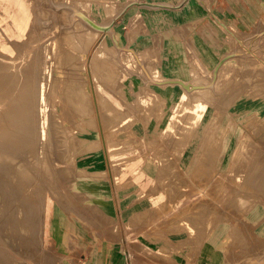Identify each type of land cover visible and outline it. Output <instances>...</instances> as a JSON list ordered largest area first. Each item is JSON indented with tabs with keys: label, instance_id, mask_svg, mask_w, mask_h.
I'll use <instances>...</instances> for the list:
<instances>
[{
	"label": "rangeland",
	"instance_id": "obj_1",
	"mask_svg": "<svg viewBox=\"0 0 264 264\" xmlns=\"http://www.w3.org/2000/svg\"><path fill=\"white\" fill-rule=\"evenodd\" d=\"M91 1L92 0H87V1L69 0L68 2L67 0H0V75L6 76L7 74L6 77L9 78V71H10L14 75L18 76V78L21 79V81L20 84L17 85V87L21 85L23 82L22 76L26 75L27 78H29L30 84H32V86L31 85L28 86L29 88L31 87L33 88L32 95L35 98H39V92H40L39 89L41 84L40 77L42 76V71H43L42 68L44 67V61L46 59L44 58L46 51H51V47H52L51 42L54 39L58 40L59 46L61 47L60 48L61 54L58 55L53 54L52 55L53 58L50 55V59L51 60L54 59L56 63L53 64V69H52L53 80L47 86L48 88L46 90V99L48 104L47 116L54 109L56 111L54 117L50 116L52 119L49 118L50 120L48 126L49 137L44 141L45 146L47 147V148L45 147L46 148L44 152L45 154L41 153L39 157L40 163L38 169L43 172L42 175H40L41 185L39 186V191L43 196V198H45V202L43 205L41 216L39 217V221H37L38 224L36 226L38 227L37 228L35 227L36 229L32 230L30 226L26 228L27 225L24 224L26 228L25 230L28 231V232L26 231L25 233L23 232L24 226L23 228H20L19 225V228L17 227L16 230V228L13 229V227L16 226H11L12 227L11 228L8 227L7 225L5 227L10 229L7 230V228L4 227L5 232L9 231L6 232L7 233L6 235H4L5 233L2 228L3 232L0 230V264H76L77 258H80L79 256L80 253L77 247L75 245H71L69 242L66 243V245H60V244L58 245L52 240L53 239L51 233L52 223L50 220V216L52 212L59 211V208L61 207L65 208L66 210H70L69 207H71V204L73 201H75V198L81 196L82 193L85 192L84 189L83 191H81V189H79V187L77 186L79 181H85L88 178L87 172L85 171L84 168H82V164L84 163V161L91 154L97 152H102L106 156V152L103 149V147H101L99 151L95 150V148L88 141H84L82 139L83 136H89V135L85 133L82 134L81 132L78 131L79 129L81 130L82 128L84 129V127L87 128L90 125H88V123L86 122L84 123V120H86L84 118L86 116L84 117L82 115V112L80 111V107H77L75 105L77 101L75 100V97L77 96V91H75L71 87L73 86L81 87L80 85H74V84L78 80L87 81L88 78H86L84 73L81 74L82 71H80V69L78 71V69H75L74 67L72 68L71 67L72 65H70L71 55L69 54H71L70 52H72V48H70L69 46L71 41L69 42V39L65 34L66 29L64 28L67 24H63L64 22L63 18L65 12L64 10H68L69 13L75 14L76 17L82 16L80 15V13L85 15L86 17H88L89 20H91L90 23L92 25L87 21L84 22L85 23L87 22L86 24L91 28L93 27L92 29L94 30H100L102 28L101 26L108 25L112 22L114 25L113 30L112 31L107 30L106 33L108 37H112V39L114 38L118 50L129 48L128 46L131 47L133 46V48H135L137 52L139 50H141L143 53L146 52L145 62L143 61L144 65H147L148 61L150 65L152 64L151 66L158 65L161 68L163 65L162 56L164 54V44L163 45L162 44L156 45L155 43L150 44L149 40H150L151 32L155 33L157 31L155 27L151 29V23H150L151 18L152 19L154 18L155 20L157 17L155 15L156 12L153 11L156 5H153V3H164L166 0H105V1L99 0L98 2L97 0H93V2ZM113 4H115L116 7H118L117 8L118 12L116 11L114 16L103 15L102 18H99L93 15L92 14L93 12L91 13V16L89 15V7H92V9H100L102 11V9H105L104 6L106 5L112 6ZM14 11L18 12V14L21 15L23 20L22 34L19 37L15 34L9 35V21H11L10 15ZM82 11H86V12H82ZM58 18L60 19L58 20ZM131 31L132 32L135 31L136 40L135 42L129 44L128 38L132 33ZM15 39H19V41H23L24 44L22 46H19V44L13 42L15 41ZM9 42L12 43V47L14 49V50L12 49L13 51L12 54L22 58L23 62L21 66L16 67L15 65L14 66L9 65ZM45 45H49V46L44 48ZM65 48H68L67 49L68 54ZM63 50L66 52H63ZM253 52H255V54ZM234 53L236 58L234 61H232L231 58L228 59L232 61L231 63H229L230 61L228 62L227 60H225V65L226 66L230 65L229 67L231 68L226 67L225 69L227 71L223 70L225 75L224 78L226 79L227 77V79L226 81H223V84L221 85L223 86L224 84L226 83L227 84L224 85V87L220 86L221 87L220 91L219 88L218 92L216 93L213 92L216 96L215 95L212 96V99L209 101L210 116L212 115V113H214L215 115L218 116L217 119H220L222 116L225 117L224 122L220 124L221 129L216 128V130L218 129L216 133L214 131H211L212 128L210 130L207 129L203 132L202 131L199 132V130L196 129L192 130L189 127L186 128V125L188 124L186 123V121H182L181 123L178 124L180 128H178L177 131H175L176 132L175 134L181 135L180 136L181 139H178L177 141H175V143L172 144H170L171 141L170 143H167V141L170 140L169 138H167L166 140H162L160 138L162 137V135L159 132L160 127H162V125L160 126V122H161L160 112L162 111L163 108V106L161 105L165 104L166 101L162 99L160 96H154L152 97L151 100H144V101H142L141 99H137V97L136 99H134V97L131 96V101L127 103L124 102L125 105L127 104V106L119 107L120 109L119 111L117 107L112 106V108L114 107L112 109L110 108L111 105H107L106 107L104 106L102 107L101 105L100 108L101 113H103V119L104 117H106V120L102 119L103 122L99 123L98 119L97 118L95 119L96 123L98 124L99 132H102L101 127L99 125L103 126L105 124L103 126V128H105L103 129L104 133L103 132L101 133V138L102 135H105V138H109V140L110 138L113 139L117 134L115 130H117L118 128H119L118 130H122L127 134L126 136L123 135L124 137H121L119 140L115 141L118 148H116V151L114 150L115 151L114 153L118 154L119 156L115 158V160L112 162L113 166H111V169L113 175H111L109 167L108 165H106V163H104L103 169L96 172L95 175L100 179H106V180H110L111 176H113L114 179L113 182L116 183V185H118L119 187V188H115V194L113 195V198L116 197L117 200L121 195L119 190H125V189L126 191H129L130 194L135 195L138 200L141 201L148 200L150 203L149 211L152 214L153 222L157 223L159 225L158 226L159 229H162V231H164L165 233L166 232L171 233L172 229L173 230L176 229L175 231L177 232L186 231L187 229L182 225L183 220L186 219H188L190 222L195 221L194 222L195 224L194 223L193 224L194 225L198 224L197 226L200 229L202 228L203 225L204 230L202 228L201 230L202 233L205 232L210 233L214 231L217 227L222 226L224 229V233H227L228 236L230 237V244L231 245L234 244L236 247H240L241 249L244 250L243 253L245 260H247L248 258L247 252L250 249L249 252L250 260L254 257L256 262L259 263V261H261V263L264 264V187H257L256 191L253 193L251 192L252 190L249 192V189L247 188L243 189L236 182H231L228 185L229 187L230 186L231 187L230 188L228 186L227 187L229 190L231 188L233 190H230L228 196L224 199L223 197L224 188L220 189L219 186L209 188V186L214 181L215 176H212L210 181H207L204 178L198 180L197 178L195 179L196 168L199 160H201L202 158L208 159L209 155L211 156V154H208V156L205 155L206 156L205 157L203 154L205 151L209 152L210 150L211 152H215L216 150L224 149L225 155L221 161V164L219 165V169L222 172H225L228 169L230 156H231L230 154L232 152L233 145L245 137H249V142L251 143L249 144V150L251 152L248 155H245V157H242V161H240V163L237 165V167L238 166L240 167L237 168L238 170L236 171L238 172L236 174L245 175L246 173L251 171H255L256 173H258L259 169L261 170V172L264 171V169H262L264 168V60H263L264 59V27H262L259 30H256L252 34H244L243 41H241L240 44L236 47ZM229 55H231V53ZM257 56L261 58L258 59ZM67 57L70 59H68ZM255 57H257V61H254L253 59ZM65 59L69 61H65ZM223 60H221L219 64ZM190 63H191V70L189 71V73H191L192 69L199 68L198 71L201 73V75L207 78L209 74H206V72L199 67V64L195 59L194 55ZM219 64L216 66L214 70L208 71V73H210V75L212 76L215 75ZM63 65H67V67ZM96 70L98 73V75L96 76L101 83V89L102 91H104L103 93H106L107 90L110 89L115 90V92L117 91L120 94L122 92L123 94L121 95L125 94V90H128V92H130V86L127 85L130 82L129 79L130 77L123 75L121 69L118 70L113 65V71L106 72L105 69L102 67L101 62H99V67L98 69L96 68ZM136 74L137 73H135L134 78L136 80L137 88L144 89L145 87H147V84L144 81L145 78L143 79L142 75L138 76V74L137 75ZM78 76L81 78L78 79ZM212 76L209 84L206 83L207 86H211L210 87L211 89L213 87L212 82H214ZM1 77L2 76H0V104H3L4 105L3 109L7 110V106L9 104L8 103L9 98H7V96L4 97L1 94V88H4L3 84H1V81H3V78ZM68 78L70 81H68ZM171 78H175V76L171 75ZM183 80L186 81L188 84H190V82L192 81L191 74H189V78L188 76H185ZM63 83L65 86L63 85ZM69 86L71 89L69 88ZM21 87L22 86H20L19 88ZM6 88L7 89L5 90H8L7 91L8 93L9 92L8 84L6 85ZM76 89L79 88L76 87ZM226 89L228 90L227 92ZM58 92L59 93L64 92V93L61 95V97H57ZM7 93L6 95H8L9 97V94ZM66 93L67 96L68 93H70L68 97H66ZM119 93L117 94L121 96ZM72 94H74V96ZM232 94L233 97L231 99ZM1 96H3L4 98L3 97L1 98ZM62 96H65L66 98L65 97L64 98L66 100L62 98ZM121 98H123V96H121ZM238 99L240 100L243 99L246 101L245 106L241 110H238L236 107H232V104L235 103L234 101ZM67 101H69L70 103H68ZM57 102L60 103L62 102V105L56 109ZM68 104H70L69 105L70 108L68 107ZM71 105L73 108L71 107ZM67 107L69 109H67ZM74 107L76 109L78 108L79 111L77 110L76 112ZM64 110L66 111L65 112L66 115H64L65 114ZM68 112L70 113L68 114ZM68 115H70L68 118V120L70 119V121L67 120ZM64 116H66V118ZM71 118L75 121L72 122L73 120ZM126 119L128 121L123 123V121H126ZM8 120L9 119H2V122H0V124L2 125L0 126V129L2 127L3 129L5 128L7 130L9 127H12L13 129H15L14 133L16 137L20 136L23 133L20 127L21 125L9 126ZM55 121L57 122L58 127H56ZM58 121H60V124ZM137 122H139V124L143 127L142 135L145 136V138H141L139 133H134L136 131ZM76 123H78L77 124L78 126L76 125ZM79 123L83 127H81ZM73 124L77 128H74L75 126H73ZM18 126L19 128H17ZM206 126L210 127V123L209 125L207 124ZM66 127H70L71 132L66 130ZM55 128H57V130L59 131H57ZM229 129L231 130L229 131ZM6 130L4 131H2V129L0 130L1 146L4 143H5L4 145H6L4 139L9 129L7 131ZM1 131L3 134L1 133ZM19 132L20 134H17ZM4 134L5 136L3 137ZM59 134L60 136H58ZM175 134L174 132H171L166 134V136L170 137ZM200 136L203 137V139L200 140ZM79 139L81 141H79ZM39 140H41V138ZM61 141L62 143H60ZM179 141H181L182 143H180ZM176 142H178L179 144H177ZM187 142L188 144L191 145L190 147L193 150L190 149L191 153L187 152V155L184 156L183 154H181L182 148H184V145ZM20 143L19 145L21 147L29 150L28 148L30 147L28 146L30 144L27 141L25 142L22 140V142ZM58 144L61 145L60 146L61 148L59 146L57 147ZM181 144H183V146H179ZM39 145L42 144L39 143ZM125 145H127L128 146L127 149L129 148L130 150H137L141 146L144 157L147 158V160H152L155 154H158L159 158L161 159L163 158L167 159V156L169 155V157H171V163L169 165H166V168L164 169H162V166L164 165L158 162H157L158 164L156 163L157 168H155L153 164L151 167H148L147 171L151 172L150 175L153 176L152 178L144 177V179L142 180L139 179V181L138 180L136 181L134 177L130 176V173L127 174L126 178H123V176H125V171L122 169L125 165L124 161L135 158L136 156L135 154H133L135 156L124 158V156L129 152V150L126 151L127 149L125 148ZM199 145L200 146L205 145V146H203L204 148L203 147L201 148L199 147ZM1 149L3 150L4 148L2 147ZM124 149L126 150L123 151ZM2 150H1L3 154L2 156H5L3 153L4 150L3 151ZM22 150L23 149L20 148V150L17 151H22ZM65 150H67L66 155L68 158L65 155ZM68 150L69 152L71 151V153H69ZM193 152L195 153L194 156L190 157V154H192ZM68 155H70V157ZM212 157L213 156L209 158L211 159ZM172 159L174 160L172 161ZM64 160L66 161L68 160L67 161L68 163L67 162L64 163ZM247 161L248 163L252 162V164H248ZM72 162L75 164H73ZM243 162L247 163L245 164L247 167L246 166L244 167ZM248 165L253 166L251 167L253 170ZM209 167H214V166L210 164ZM240 168L244 170H241ZM246 168H249V171H247L248 169L246 170ZM201 171L202 170L197 169V174ZM182 174L185 177L188 175L190 180L187 183L184 180H182ZM175 175L178 177L176 178ZM8 179L5 180L7 181ZM202 181L207 183H204ZM143 183L146 184V188H142L141 184ZM183 183L185 184L183 185ZM211 188L213 190H218V189L220 190L214 193ZM159 189H163L164 191L163 195L161 193H158ZM242 189L245 191H242ZM246 192H248L247 195ZM151 194L157 195L155 202H152ZM186 194H188L189 196ZM206 195L209 196L211 202L210 205H213V206H209V208L212 207V212L210 209H205V214H204L205 216L203 214H202L203 217L201 216V219L204 218L203 221L201 219H198L199 214H187V215L185 214L186 217L185 219L181 211L184 210L187 206H190L192 202L198 200L199 199L198 196H200L201 198L202 196H206ZM175 204H177L176 208L173 207ZM229 205H232V207ZM214 210H217L219 214H217L218 212ZM220 211L222 212V214L224 213L223 215L221 214V216H220L221 213ZM217 215H219L218 216L219 220ZM188 216H190V218ZM191 216H195L196 219L193 217V219L195 220H192ZM196 216H198V218ZM201 222L202 224H200ZM197 226H195L197 229L194 227L196 230L195 232H199L200 230ZM12 229L14 230V232L12 231ZM12 234L14 238L12 237ZM20 235L23 237V239L22 237H20ZM16 236L18 238L20 237L21 241L18 238H15ZM15 239L18 242L20 241V243H23L22 241H24V244H19L18 242H16ZM140 254L146 258H150V259L159 258L171 263V252L168 251L142 252ZM47 255L50 256L51 258L50 257L47 258ZM133 255L134 253L130 254L131 257ZM228 258H230V255Z\"/></svg>",
	"mask_w": 264,
	"mask_h": 264
},
{
	"label": "bare ground",
	"instance_id": "obj_2",
	"mask_svg": "<svg viewBox=\"0 0 264 264\" xmlns=\"http://www.w3.org/2000/svg\"><path fill=\"white\" fill-rule=\"evenodd\" d=\"M68 1L69 0H67V2ZM98 1L99 0H97V2ZM103 1H105V0H103ZM91 2H93V0ZM64 3H65V1H64ZM101 4H102V2H101ZM63 6H64V4H63ZM104 7H105V9H102V11L100 9H92V7H89V15L91 16V13L93 12L92 14L99 17V18H102L103 15L114 16V14L118 8V7H116L115 4H113L112 6L106 5ZM78 8H79V6H78ZM64 11H65L64 12V18L62 17L64 20L63 24L70 25V26L66 25L64 28V29H66L65 30L66 33L65 32L64 33L66 34L67 38L69 39V42L71 41L70 45H69L70 48H72V52H70L71 54H69V55H71L70 56L71 57L70 65H72L71 66L72 68L74 67L75 69H78V71L80 69V71H82L81 74L84 73L86 78H88L87 81L81 80L82 81L81 82L78 80L81 77L78 76V79L76 78L78 81L77 82L74 81V82H76L74 85H80L81 87H78V86L71 87L72 89L77 91V96L75 97V100H77V101H76L75 105L77 107H80V111L82 112V115L84 117L86 116L84 118L86 120H84L82 118L84 120V123L86 122V123H88V125H90L89 127H87V128L84 127V129L82 128V130L79 129L78 131L81 132L82 134L85 133V134L89 135V136H83L82 139L84 141H88L95 148V150L99 151L101 149V147H103V149L106 152V156H105L107 158L106 165H108L109 170L111 172V175H113L112 169H111V166H113L112 162L115 160V158H117L119 156L118 154L114 153L116 151V148H118L115 141L119 140L121 137L126 136L127 133L123 132L122 130H118L119 129L118 128L117 130H115V132H117V134L115 135V137L113 139L110 138V140H109V138H105V135H102V138H101V133L102 132L104 133L103 129H105V128H103V126L105 124L103 126L99 125L101 127V131H102V132H99L98 124L96 123V120H95L97 118L99 123L103 122L102 121L103 113H101V109H100L101 105H102V107L103 106L106 107L107 105H111L110 108H112V106H114V107H117L118 111H119L120 110L119 107L127 106V104L125 105L124 102L127 103V102L131 101V96L134 97V99H136V97H137V99H141L142 101L151 100L152 97H154V96H160L162 99H164L166 101L165 104L161 105V106H163V108H162V111L160 112V116H161L160 126L162 125V127H160V130H159V132L162 135V137H160V138L162 140H166L167 138H169L170 140H168L167 143H170V141H171L170 144L175 143V141H177L178 139H181L180 138L181 135L175 134L176 133L175 131H177V129L180 128L178 124L181 123L182 121H186V123L189 125V126L186 125V128L189 127L192 130L196 129V130H199V132L200 131L203 132L207 129L210 130L212 128L211 131H214L216 133V131L218 130V129L216 130V128L221 129L220 124H222L224 122L225 117L222 116L220 119H217L218 116L215 115L214 113H212V115L210 116V103H209V101L212 99V96L215 95L214 93L218 92L219 88H220L219 91L221 90V87H220V86H222L221 84H223V81H226V79H227V77H226V79L224 78L225 75H224L223 70L227 71L225 68L226 67L231 68V67H229L230 65H227V66L225 65V61H224L225 59L217 67L215 75L212 76V75H210V73H208V71H205L206 74H209L207 76V78H205L204 76L201 75V73L198 71L199 68L198 69H192V71L190 73L191 77H192V81L190 82V84H188L186 81L183 80L184 79L183 75L180 76L179 74H172V72H170L171 69L166 70V68H164V67L160 68L158 65L157 66H151L152 64L150 65L149 61H148L147 65H144L143 61L145 62L146 52L143 53L141 50H139L137 52L135 50V48H133V46L132 47L128 46L129 48L118 50L114 38L112 39V37H108L107 33H106L107 30L108 31L113 30L114 25L112 22L108 25L104 24L105 26H101L102 28L100 30H94V29H92L93 27L91 28L86 24L87 22L90 23L91 20H89L88 17H86L85 15L80 13V15H82V16L76 17L75 14L69 13L68 10H64ZM82 12H86V11H82ZM85 14H87V13H85ZM42 15H43V13H42ZM10 18H11V21H9V35L15 34L19 37L22 34V26H23L22 17L20 14H18V12L14 11L10 15ZM59 19L60 18H58V20ZM84 21H87V22L85 23ZM59 22H58V25H59ZM43 24H44V22H43ZM132 26H134V25H132ZM133 32L131 33V35L128 38L129 44L135 42V40H136L135 39L136 33H135V31H133ZM13 42H16V44H19V46H22L24 44L23 41H19V39H15V41H13ZM48 46L49 45H45L44 48L48 47ZM51 46H52L51 51H46V54L44 57L46 59L44 61V67L42 68V70H43L42 76L40 77L41 84L39 83L40 84L39 98H35L32 95V93H33L32 89L33 88L28 87L29 85L32 86V84H30L29 78H27L26 75L22 76L23 82L18 87H17V85L20 84V81H21V79H19L18 76L14 75L10 71H9V78L6 77L7 74H6V76L0 75V76H2L1 78H3V81H1V84H3V86H4V88H1V94L4 97L7 96V98H9V102H8L9 104L7 106V110L3 109V107H4L3 104H0V122H2V119H9L8 120L9 126H16V125L20 126L21 125L20 127L23 131V133L20 136L16 137V135L14 133L15 129H13L12 127H9L8 128L9 131H7L8 129L6 130L5 128L3 129L1 127L2 131H4V130L7 131L6 136H5V134L3 135V137L5 136L4 140L6 142V145H4L5 143L4 144L2 143L5 147L3 145L2 146L0 145V230L2 231V228H3V231L5 233L4 235L7 234L6 232H9V231L5 232V230H4L5 228H7V227H5L7 225H8V227L16 226V227H13V229L16 228V230H17V227L19 228V225H20V228H23V226L25 224V225H27L26 228H28V226H30L32 228V230H35L38 227V226H36L38 224L37 221H39V217L41 216V212H42L43 205L45 202V198H43V196L41 195V193L39 191V186L41 185V179H40L41 176L40 175H42V173H43L42 171H40L38 169L39 163H40L39 157H40V154L44 153L46 148H47L45 146L44 141L46 139H48V137H49V132H48V126H49V121H50L49 118H51L52 116L54 117L55 111H56L54 109L47 116L48 104H47V99H46V90L48 88L47 86L53 80L52 79V71H53L52 69H53V64L56 63L54 59H52V60L50 59V55L52 57L53 54H57V55L61 54V52H60L61 47L59 46V42L57 39L52 40ZM12 49H13L12 43L9 42V65H12V66L15 65L16 67L21 66V64L23 62L22 58L17 57L16 55H13ZM65 49L67 50L68 48H65ZM46 50H47V48H46ZM58 51H59V53H58ZM110 51H112V52H110ZM63 52H66V51L63 50ZM49 53H51V54H49ZM253 53L255 54V52H253ZM67 54H68V50H67ZM232 57H234V56H232ZM257 57H258V59L261 58V57L259 58V56H257ZM257 57H255L256 60H255V58H253L254 61H257ZM62 58H61V60H62ZM68 59H70V58H68ZM65 61H69V60L65 59ZM227 61L228 62L230 61L229 63L232 62L231 60H227ZM99 62H101V65L105 69L106 72L113 71V65H114L118 70L121 69L123 75L130 77L129 78L130 82L127 84L128 86H130V92H128V90H125V94L121 95V94H123L121 91H120L121 92V94H120L119 92H117V91L115 92V90L110 89V90H107L106 93H103L104 91H102V89H101V83L96 76V75H98L96 68L98 69ZM146 62H147V60H146ZM67 63H69V62H67ZM63 66L67 67V65H63ZM64 71H65V69H64ZM72 72H74V71H72ZM76 73H78V72H76ZM135 73H137L138 76L142 75L143 79L144 78L146 79V80L144 79V81L147 84V87H145L144 89L137 88L136 80L134 78ZM128 74H129V76H128ZM171 74L174 75L175 78H171ZM63 75H65V74H63ZM211 76H212L213 81H214V82H212L213 83L212 89L210 88L211 86H207V84H209V82L211 80ZM58 81H59V79H58ZM60 81H61V79H60ZM68 81H70L69 78H68ZM38 82H39V80H38ZM64 83H63V85H64ZM7 84L9 85V92L8 93H7L8 90H5V89H7L6 88ZM226 84H224V85H226ZM224 85L222 87H224ZM20 86H22V87L19 88ZM70 86H69V88H70ZM76 87L79 89H76ZM62 89H63V87H62ZM64 89H65V87H64ZM222 89H224V88H222ZM75 91H73V92H75ZM227 91L228 90L226 89V92ZM6 93L9 94V97H8V95H6ZM60 93L58 92L57 97H61V95L64 92L61 94ZM117 93H119L121 96H123V98H121V96H119ZM69 94L70 93H68V96H69ZM72 95L74 96V94H72ZM3 96H1V98ZM68 96L66 93V97H68ZM64 97L65 96H62V98H64ZM232 97H233V94L231 96V99H232ZM37 100H38V102H37ZM67 102L70 103L69 101H67ZM61 105H62V102L61 103L57 102L56 109L58 107H60ZM69 105L70 104H68V107H69ZM68 107H67V109L70 108V107L69 108ZM71 107H72V105H71ZM74 109L77 112L78 108L76 109L74 107ZM65 112L66 111L64 110V113ZM64 113H62V114H64ZM69 113L70 112H68V114ZM64 115H66V113ZM79 115H80V113H79ZM56 116H55V118H56ZM69 116L70 115H68L67 120H68ZM58 117H59V115H58ZM64 117L66 118V116H64ZM103 120H106V117H104ZM107 120H109V119H107ZM68 121H70V119ZM74 121L75 120H73L72 122H74ZM127 121L128 120L126 119V121H123V123H125ZM21 122H24V123H21ZM58 122L60 124V121H58ZM209 123H210V127L209 126L207 127L206 125L207 124L209 125ZM74 124H73V126H75ZM77 124L78 123H76V125ZM79 125H80V123H79ZM136 125H137L136 131L134 133H139L141 138H145V136L142 135L143 134V127L139 124V122H137ZM177 125H178V127H177ZM0 126H2V125L0 124ZM19 126L17 128H19ZM56 127H58L57 122H56ZM81 127H83V126H81ZM74 128H77V127L75 126ZM55 129L57 130V128H55ZM62 129H63V127H62ZM66 130L71 132L70 127H66ZM230 130L231 129H229V131ZM2 131H1V133H2ZM57 131H59V130H57ZM171 132H174L175 135H172L170 137L166 136V134L171 133ZM52 133H53V131H52ZM123 133H125V134H123ZM17 134H20V132ZM62 134H63V132H62ZM108 134H110V133H108ZM58 136H60V134ZM62 137H64V136H62ZM40 138H41V140H39ZM127 138H128V135H127ZM201 139H203V137L200 136V140ZM224 139H225V137H224ZM22 140L25 142L27 141L30 144L28 146V147H30V148H28L29 150L24 149L23 147H21L19 145V143L22 142ZM79 141H81V140L79 139ZM202 141H204V140H202ZM164 142H166V141H164ZM179 142L182 143L181 141H179ZM39 143L42 145H39ZM60 143H62V141ZM77 143H78V141H77ZM81 143H83V142H81ZM176 143L179 144L178 142H176ZM74 144H75V142H74ZM249 144H251L249 142V137H245L233 145L232 152L230 154L231 156H230L228 169L225 172H222L219 169V165L221 164V161L225 155L224 149H219V150H216L215 152H211L210 150H209V152L205 151L203 153L204 156L205 155L208 156V154H211V156H213L212 157L213 159L211 158L212 159L211 160L209 158L211 156L209 155L208 159L202 158L201 160H199L197 168H196L195 179L197 178V180H198V179L204 178L207 181H210L212 176H215L214 181L209 186V188L210 187H217V186H219L220 189L224 188L223 189L224 199L228 196L230 190H233L232 188L230 190L228 189V187H229L228 185L231 182H236L238 185H240L241 188H243V189L247 188V189H249V192L252 190L251 192H253V193L256 191L257 187H264V173H262L264 171L261 172L260 169H259L258 173H256L255 171H251V172L246 173L247 171H249V168H246V170L247 169L248 170L245 172L246 173L245 175L236 174L238 172V171H236V170H238L237 168L240 167V166L237 167V165L240 163V161H242V157H245V155H248L251 152L249 150ZM77 145H79V144H77ZM58 146L60 147L61 145L58 144L57 147ZM150 146H151V144H150ZM179 146H183V144H181ZM190 146L191 145L188 144V142H187L184 145V148H182L181 154L186 156L187 152H190L191 150H193ZM203 146H205V145H202V146L199 145V147H201V148ZM2 147L4 148L3 153L5 156H2L3 155L1 152ZM77 147H79V146H77ZM127 147L128 146L125 145L126 149H127ZM20 148H22L23 150L17 151V150H20ZM26 148H27V146H26ZM69 148H70V146H69ZM90 148H92V147H90ZM141 148L142 147L140 146L139 149H137V150H130L129 148L127 150L126 149L123 150V151L129 150L128 154H126L124 156V158H126V157L129 158L131 156L136 155L135 158L128 159V160L124 161L125 165L122 169L125 171V176H123V178H126L128 173H130V176L134 177V179L136 181L137 180L139 181V179L142 180V179H144V177L152 178L153 176L150 175L149 171H147L148 167H151L153 164L154 167L157 168L156 165L158 163H160V164L164 165V166H162V169H164V168H166V165H169L171 163V157H169L168 153H167V155H168L167 159H165V158L161 159V158H159L158 154H155L153 156L152 160H147V158L144 157V154H143ZM177 149H179V148H177ZM69 150H68V152H69ZM66 151L67 150H65V155H66ZM57 153H58V151H57ZM69 153H71V151ZM133 154H135V155H133ZM194 154H195L194 152L192 154H190V157H193ZM127 155H129V156H127ZM68 156L70 157V155H68ZM66 157H67V155H66ZM165 157H166V155H165ZM58 159H60V158H58ZM61 160H62V157H61ZM173 160L174 159H172V161ZM67 161L64 160V163ZM247 163H248V161H247ZM247 163L243 162L244 167L246 166L245 164H247ZM73 164H75V163H73ZM210 164H212V166H214V167H209ZM248 164H252V162H250ZM240 165H242V164H240ZM249 167L251 168L253 166H249ZM209 168H211V169H209ZM197 169L202 170V171L197 174ZM262 169H264V168H262ZM241 170H244V169H241ZM177 177L178 176H176V178ZM3 178H5V179L9 178L8 179L9 181L8 180L6 181ZM111 178H112V180H114L113 176H111ZM127 178H129V177H127ZM182 180H184L187 183L190 179H189L188 175L185 177L182 174ZM206 180H204V181H206ZM204 181H202V182H204ZM204 183H207V182H204ZM184 184L185 183H183V185ZM201 185H202V183H201ZM141 186H142V188H146L145 183L141 184ZM85 189H88V188H85ZM220 189H218V190H220ZM243 189H242V191H245ZM218 190H213V192L216 193V192H218ZM234 191H235V189H234ZM158 193H161L163 195L164 194L163 189H159ZM247 193L248 192H246V195H247ZM188 194H186V195H188ZM239 195H240V193H239ZM243 195H245V194H243ZM198 197H199L198 200L192 202L190 204V206H187L184 210L181 211V213L184 215V217H185V214L186 215L187 214H199V218H198V216H196V217L198 219H201V216L203 217V215L205 214V209H210L212 212V207L209 208V206H213V205H210L211 202H210L209 196L206 195V196H202L201 198H200V196H198ZM232 197H233V195H232ZM156 198H157L156 194H151L152 202H155ZM227 202H226V204H227ZM232 205H234V204H232ZM232 205H229V206L232 207ZM176 206H177V204H175L173 207L176 208ZM163 211H165V210H163ZM214 211H217V210H214ZM217 214H219V212ZM221 214H222V212L220 213V216H221ZM218 216L219 215H217V217ZM188 217L190 218V216H188ZM191 217H192V220L196 219L195 216H191ZM193 217L195 219H193ZM139 219H140V216H139ZM185 219H186V217H185ZM203 219H201V220L203 221ZM186 220H188V219H186ZM186 220H183L182 225H183V227H185L188 230V232L190 234H193L196 231L195 226H197L198 224L194 225L195 221L190 222L189 220L188 221H186ZM218 220H219V217H218ZM196 221H198V220H196ZM200 224H202V222ZM26 228H25V226L23 228V230H24L23 232H25V233L27 231V230H25ZM202 228L204 230L203 225H202ZM202 228L201 229L199 228L200 230L198 229L199 232H201ZM9 229L7 228V230H9ZM13 229H12V231L14 232ZM29 230H31V229H29ZM17 236H19V235H17ZM17 236L15 238H18ZM12 237H13V234H12ZM20 237H22V236L20 235ZM20 237L18 238L19 240H20ZM22 239H23V237H22ZM15 240H14V242H15ZM20 241L18 242L16 240V242H18L19 244H24V241H22L23 243H20ZM16 242H15V244H16ZM213 251H214V249H213ZM212 254H213V252H212Z\"/></svg>",
	"mask_w": 264,
	"mask_h": 264
},
{
	"label": "crops",
	"instance_id": "obj_3",
	"mask_svg": "<svg viewBox=\"0 0 264 264\" xmlns=\"http://www.w3.org/2000/svg\"><path fill=\"white\" fill-rule=\"evenodd\" d=\"M153 5L157 17L150 23L157 31L149 42L164 44L162 68L183 78H189L193 55L201 69L212 71L221 60L236 59L234 50L244 34L264 27V0H166ZM234 102L238 110L246 104L243 99ZM104 163V153L91 154L82 164L88 178L77 185L85 192L70 210L61 207L50 216L52 240L75 245L80 253L76 264H262L250 260V249L245 260L244 250L230 244L222 226L210 233H165L153 222L148 200H138L126 189L119 190L118 200L113 198L118 185L95 175ZM159 251L171 252V263L140 254Z\"/></svg>",
	"mask_w": 264,
	"mask_h": 264
},
{
	"label": "water",
	"instance_id": "obj_4",
	"mask_svg": "<svg viewBox=\"0 0 264 264\" xmlns=\"http://www.w3.org/2000/svg\"><path fill=\"white\" fill-rule=\"evenodd\" d=\"M223 62V61H222Z\"/></svg>",
	"mask_w": 264,
	"mask_h": 264
}]
</instances>
